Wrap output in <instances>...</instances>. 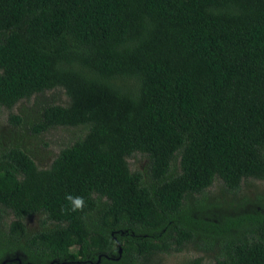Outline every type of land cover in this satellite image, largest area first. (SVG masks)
Segmentation results:
<instances>
[{
    "label": "trees",
    "instance_id": "1",
    "mask_svg": "<svg viewBox=\"0 0 264 264\" xmlns=\"http://www.w3.org/2000/svg\"><path fill=\"white\" fill-rule=\"evenodd\" d=\"M55 89L34 132L77 136L0 148V264H264V0H0V107Z\"/></svg>",
    "mask_w": 264,
    "mask_h": 264
},
{
    "label": "rangeland",
    "instance_id": "2",
    "mask_svg": "<svg viewBox=\"0 0 264 264\" xmlns=\"http://www.w3.org/2000/svg\"><path fill=\"white\" fill-rule=\"evenodd\" d=\"M68 103L69 98L65 91L55 89L33 96L29 100H22L11 109L0 107V148L23 146L28 150V154L35 160L39 168H49L60 151L74 141L77 136L76 129L57 127L37 134L34 132V126L41 119L45 105H67ZM11 117L19 118L20 122H16ZM128 162L132 171L146 173L148 169L149 160L144 155L136 154L128 158ZM177 164H179V160ZM212 191H216V189L214 188ZM241 194L250 202L243 211L264 212L262 205L264 202V181H248L243 186ZM43 220L45 219L40 217L29 218L27 220L28 227L31 230H37ZM201 256L205 259L206 264L213 262L210 254L200 253L189 248L181 253L164 255L163 264H184ZM112 258L118 259L116 256H112ZM93 264H102V261L99 260Z\"/></svg>",
    "mask_w": 264,
    "mask_h": 264
},
{
    "label": "clouds",
    "instance_id": "3",
    "mask_svg": "<svg viewBox=\"0 0 264 264\" xmlns=\"http://www.w3.org/2000/svg\"><path fill=\"white\" fill-rule=\"evenodd\" d=\"M66 199L70 202V208L73 211L80 209L84 204L81 197L67 196Z\"/></svg>",
    "mask_w": 264,
    "mask_h": 264
},
{
    "label": "water",
    "instance_id": "4",
    "mask_svg": "<svg viewBox=\"0 0 264 264\" xmlns=\"http://www.w3.org/2000/svg\"><path fill=\"white\" fill-rule=\"evenodd\" d=\"M2 264H5V262H4V263H2Z\"/></svg>",
    "mask_w": 264,
    "mask_h": 264
}]
</instances>
